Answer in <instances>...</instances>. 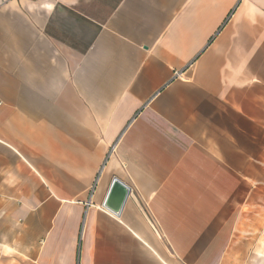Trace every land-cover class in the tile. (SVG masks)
Segmentation results:
<instances>
[{"label":"crops","instance_id":"crops-1","mask_svg":"<svg viewBox=\"0 0 264 264\" xmlns=\"http://www.w3.org/2000/svg\"><path fill=\"white\" fill-rule=\"evenodd\" d=\"M262 185L264 0H0V264H264Z\"/></svg>","mask_w":264,"mask_h":264},{"label":"water","instance_id":"water-1","mask_svg":"<svg viewBox=\"0 0 264 264\" xmlns=\"http://www.w3.org/2000/svg\"><path fill=\"white\" fill-rule=\"evenodd\" d=\"M131 195L132 191L128 185L124 184L118 178H114L103 206L108 212H111L116 217H120Z\"/></svg>","mask_w":264,"mask_h":264},{"label":"rangeland","instance_id":"rangeland-1","mask_svg":"<svg viewBox=\"0 0 264 264\" xmlns=\"http://www.w3.org/2000/svg\"><path fill=\"white\" fill-rule=\"evenodd\" d=\"M264 187V185H262ZM261 194V199H260V206H256V209H259L262 213L260 217V223H259V228L263 229V236H264V190H261L260 192ZM258 218V217H257ZM258 228V229H259ZM255 234H260L259 230H256L254 232ZM249 257L251 259V257H255V255H259V256H264V238H263V242H262V246L260 247H256L255 250H249L248 252Z\"/></svg>","mask_w":264,"mask_h":264}]
</instances>
